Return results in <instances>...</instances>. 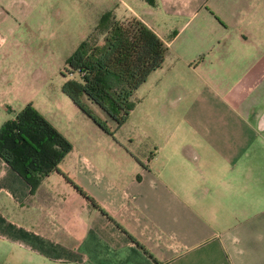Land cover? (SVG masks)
Wrapping results in <instances>:
<instances>
[{
  "label": "crops",
  "instance_id": "obj_1",
  "mask_svg": "<svg viewBox=\"0 0 264 264\" xmlns=\"http://www.w3.org/2000/svg\"><path fill=\"white\" fill-rule=\"evenodd\" d=\"M123 7L112 20L165 48L133 91L152 150L129 138L107 161L91 135L31 193L0 161V264H264V0ZM11 92L0 80V125L27 102Z\"/></svg>",
  "mask_w": 264,
  "mask_h": 264
},
{
  "label": "rangeland",
  "instance_id": "obj_2",
  "mask_svg": "<svg viewBox=\"0 0 264 264\" xmlns=\"http://www.w3.org/2000/svg\"><path fill=\"white\" fill-rule=\"evenodd\" d=\"M128 1L0 0V80L6 82L7 89L11 87L17 102L26 100L51 122L72 148L66 156L81 149L85 138L91 135L99 136L95 148L104 155L100 158L107 161L127 148L129 138L133 140L128 144L132 153L143 155L146 149L152 150L154 125L141 124L143 112L151 108L134 104L141 91L132 93L129 100L133 110L118 127L82 99L109 134L100 132L59 91L62 82L77 81L76 73L65 65L66 59L82 42L100 45L102 34L95 31L99 18L103 14H109L111 19L120 16ZM89 126L94 133L87 129ZM94 163L105 166L107 162Z\"/></svg>",
  "mask_w": 264,
  "mask_h": 264
},
{
  "label": "trees",
  "instance_id": "obj_3",
  "mask_svg": "<svg viewBox=\"0 0 264 264\" xmlns=\"http://www.w3.org/2000/svg\"><path fill=\"white\" fill-rule=\"evenodd\" d=\"M150 5L152 0H143ZM100 45L82 42L66 59L77 81L62 82L59 91L70 104L102 133L104 124L85 107L82 99L97 107L115 127L132 108L129 98L146 76L159 68L165 48L157 37L132 17L114 21L103 14L95 26ZM70 146L29 104L0 125V161L31 193L57 165ZM71 188L92 206L93 202L63 175Z\"/></svg>",
  "mask_w": 264,
  "mask_h": 264
}]
</instances>
